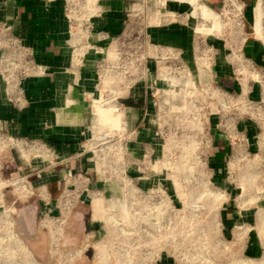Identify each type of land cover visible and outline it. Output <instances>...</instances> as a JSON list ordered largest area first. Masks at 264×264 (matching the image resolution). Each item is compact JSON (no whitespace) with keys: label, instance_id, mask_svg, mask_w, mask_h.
Returning a JSON list of instances; mask_svg holds the SVG:
<instances>
[{"label":"rangeland","instance_id":"1","mask_svg":"<svg viewBox=\"0 0 264 264\" xmlns=\"http://www.w3.org/2000/svg\"><path fill=\"white\" fill-rule=\"evenodd\" d=\"M102 1L67 0L60 21L66 27L64 42L70 44L75 58L79 59V50L81 56L97 61L93 100L103 108L121 104L128 86L142 83L145 61L170 67L171 78L175 72L178 75V61L160 60L148 43L146 30L154 25L150 18L157 13L162 18L166 15L161 24L182 25L202 47L206 38L226 44L233 68L240 65L238 54L244 41L257 40L251 20L250 25L245 20L241 29L234 18L224 16L219 34L199 37L194 33L198 22L190 15L195 0L190 5L179 3L188 0H124L122 31L110 35L96 25L105 13ZM175 6L182 11L172 10ZM213 28H218L216 16ZM201 50L192 53L205 59ZM8 56L17 61L19 82L42 67L34 62L31 50L0 23V60ZM9 62L0 66L6 75L12 68ZM178 78L175 87L167 83L165 104L155 108L153 145L133 149L137 136L126 130L124 114L114 128L109 124L110 111L97 120L93 109L92 121L71 144L76 146L75 153L67 156L42 140L0 130V179L4 176L0 180L4 183L0 188V264H255L264 260V88L256 97L243 92L228 98L212 84L199 86L195 81V91L177 87L185 81ZM260 84L264 86V74ZM211 117L227 122L234 134L228 140L229 155L221 162L208 159L213 153L206 129ZM238 123L255 127L253 141L236 136ZM15 142L22 144L25 155ZM48 173L61 190L53 199L44 188ZM36 180L41 182L31 188ZM95 198L103 200L96 218L91 202ZM13 200L16 204L11 206ZM224 215L233 226H222ZM255 244L262 259L254 256Z\"/></svg>","mask_w":264,"mask_h":264},{"label":"crops","instance_id":"2","mask_svg":"<svg viewBox=\"0 0 264 264\" xmlns=\"http://www.w3.org/2000/svg\"><path fill=\"white\" fill-rule=\"evenodd\" d=\"M66 1L0 0V23L5 24L7 31L31 50L34 62L44 68L43 74L36 73L35 76L20 81L18 90L10 91L9 95L0 78V130L14 137L42 140L50 147L59 148L64 156L75 149L76 146L71 144L78 140L81 129L92 121L91 103L97 94L95 91L97 61L94 58L89 60L84 55L79 59L75 58L70 44L64 42L66 27L60 19L64 14ZM206 1L212 4V7L220 3V0ZM256 1L244 0L245 20L249 25L248 20L253 21ZM102 3L105 13L101 16L100 24L96 25L110 35L121 33L124 0H104ZM172 10L182 11L180 6H175ZM146 31L148 43L157 50V54L160 55L158 58L162 61L170 58L178 61V65L187 67L197 83L215 85L223 95L244 92L250 97H256L264 88L260 84L264 74V46L255 39L244 41L242 45L244 56L259 71L258 79L252 80L247 73L243 77H237L224 43L206 38L202 47L185 27L178 24H149ZM200 49L203 50L200 55L205 59L201 58V62H198L200 58L195 55L197 56L196 53ZM193 51L196 53H192ZM206 60H209V66L205 64ZM159 63L145 61L142 83L128 86L126 96L121 97V104L117 105L124 114L126 130L134 131L137 136V141L131 143L133 149L135 146L137 148L156 144L153 121L155 108L160 110L165 104L162 99L168 95L167 79L171 77L169 74L171 68L159 66ZM172 76L175 81L177 76L175 74ZM248 79L255 84L246 82ZM178 80L180 81L179 78ZM218 119L211 117L206 125L209 142L213 147V153L208 159L212 162H221L229 155L228 140L234 135L230 130L231 126ZM235 129L236 136L241 139L249 138L253 141L256 136L255 127H246L244 123H238ZM251 129L253 134L250 133ZM254 157L259 158L258 155ZM49 175L50 173L45 175L44 188L46 195L52 198L60 195L61 190L59 184L49 180ZM3 177L2 174L1 179H4ZM40 182L37 180L36 184L32 182L31 188ZM9 204L14 206L16 201H10ZM257 216L258 220L263 219L261 211L257 212ZM233 225L232 220H228L225 215L222 216L223 227ZM241 226L243 225L240 224ZM245 235L244 233L243 236ZM254 238L255 241L258 239ZM257 247L255 244L254 256L259 255L262 259V253ZM255 264H264V260L256 261Z\"/></svg>","mask_w":264,"mask_h":264},{"label":"bare ground","instance_id":"3","mask_svg":"<svg viewBox=\"0 0 264 264\" xmlns=\"http://www.w3.org/2000/svg\"><path fill=\"white\" fill-rule=\"evenodd\" d=\"M89 1L93 2L94 0H89ZM172 1H175V0H172ZM189 1L190 0H188L187 2H179V1H175V2L187 3L188 5H190ZM195 1L197 2V4H195L194 8L192 7V5H190L192 8L190 15L194 19H196L198 22L197 26L195 27L194 33L197 34L199 37L205 36V35L210 36L212 34H217V33L219 34L221 32V27H222V20H221L222 15L213 11L211 9L213 5L210 4L209 2H207L206 0H195ZM164 2L165 1L162 0V3H164ZM168 16L171 17V16H173V14L169 13ZM215 16L218 17V28L217 29L213 28V21H214ZM163 17L164 18H162L157 13L154 18L153 17L150 18V23L154 24V25H160L162 21H165L166 15ZM262 18H263V5H262L261 1H257L256 5L254 6V10H253L252 33L256 37V39H258V40H264L263 39V31H262ZM219 23L221 24L220 26H219ZM72 43H73V41H72ZM81 54L82 53L79 50L76 53L77 57H80ZM112 56L113 55L111 54V57ZM76 62H77V60H75V63ZM43 71H44V68L41 67L38 74H42ZM105 81H106L105 78H103L102 83L105 84ZM186 83L190 84V82H188V81ZM92 109H93V112L95 113V115L97 116V120H98L100 114L105 113L106 111H110L113 115H112V118H110L111 120H109L110 121L109 124L114 128L115 127L118 128V123H119V120L121 119V116L123 115V112L115 104L109 105L108 108H103L102 105H100L98 101H94ZM115 118H117L116 122L114 121ZM13 145L16 146L20 150V152H22L23 155H25L26 152L24 151L22 144L20 142H15V143H13ZM42 155H43V153H42ZM47 157L48 156L45 155L44 158H47ZM3 184L4 183L0 182V188L2 186H4ZM95 199H98V200H95ZM95 199H93L91 201L94 218H96V216H98L99 212L102 210V201H103L101 198H95ZM100 200H101V203H100ZM242 203L243 202H240V204H242ZM11 236H12L11 238L16 243H18V245L23 250L21 240L18 239L13 232H11ZM23 252H24V250H23ZM24 254L26 255L25 252H24ZM29 254H30V252H29ZM26 256L28 257V255H26Z\"/></svg>","mask_w":264,"mask_h":264},{"label":"built area","instance_id":"4","mask_svg":"<svg viewBox=\"0 0 264 264\" xmlns=\"http://www.w3.org/2000/svg\"><path fill=\"white\" fill-rule=\"evenodd\" d=\"M257 1H261L262 5H263L262 31H263V39H264V26H263V22H264V4L263 3L264 2H263V0H257ZM255 5H256V3H255ZM216 7L219 8L218 9L220 12L219 14H221L224 17L234 18L235 19L234 22H235L236 26L238 28L243 29L244 22H245V3H244V0H220V3ZM216 7H212L211 9L213 11H215L214 8H216ZM252 25H253V21H252ZM258 41L264 46V40H258ZM238 57H239L238 59H239L240 65H239V67L235 68V70H234L237 77H243L244 74L249 73V76H251L252 80L258 79V75H259L258 69L251 63V61L246 56H244L243 52L239 53ZM10 59H11V62H9V63H10V66H12V68H9L7 70V72L9 74L8 75L4 74L2 72V70L0 69V78L5 83V86L8 89L7 95H9L10 91H12V90L17 91L18 85H19V78H18L19 74L16 73V68L18 67L16 59L8 56L7 59L2 60V61L0 60L1 61L0 66L3 62L8 61ZM198 61H201V58L198 59ZM205 64L207 66H209V60H206ZM245 68H247L248 70L246 71ZM176 70H179L178 75H177L179 77V79L181 81L183 79L185 80L183 82V84L182 83L178 84L177 87L183 86L186 89H189L191 91L192 90L195 91L197 89V86H196L195 80L192 77V73L187 69V67H185L184 65H181V66L177 67ZM174 74H177V72L173 73V75ZM187 81L190 82V84L189 83L187 84L186 83ZM167 82L169 83L170 86L175 87V85H173V83L175 82L173 80V78L169 77L167 79ZM197 84H199V86L201 85V83H197ZM202 86L207 87L209 85H202ZM8 87L13 88V89H10ZM216 90L218 92H220L217 88H216ZM221 95H223V93H221ZM223 96L229 98L230 94H226V95L224 94ZM223 107H224V105H223Z\"/></svg>","mask_w":264,"mask_h":264}]
</instances>
